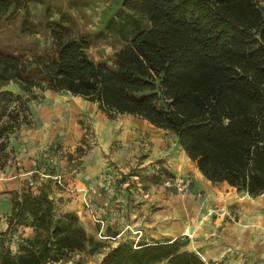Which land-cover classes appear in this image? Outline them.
I'll list each match as a JSON object with an SVG mask.
<instances>
[{
  "label": "trees",
  "instance_id": "16d2710c",
  "mask_svg": "<svg viewBox=\"0 0 264 264\" xmlns=\"http://www.w3.org/2000/svg\"><path fill=\"white\" fill-rule=\"evenodd\" d=\"M31 1L0 0V20L21 10L29 16ZM136 17L150 25L115 52L114 65L94 60L90 39L68 37L57 21L56 42L45 53L6 51L0 40V137L19 124L13 110L4 120L18 97L12 82L25 92L67 91L97 102L110 118L132 114L173 132L212 182L263 194L264 0H123L106 29L122 32ZM6 146L2 140L0 148ZM36 173L35 184L12 191V219L34 234L17 246L0 243V264H48L89 244L99 251L104 241L78 213H58ZM10 227L0 229V239ZM190 242L123 241L103 264H208Z\"/></svg>",
  "mask_w": 264,
  "mask_h": 264
},
{
  "label": "rangeland",
  "instance_id": "374dc122",
  "mask_svg": "<svg viewBox=\"0 0 264 264\" xmlns=\"http://www.w3.org/2000/svg\"><path fill=\"white\" fill-rule=\"evenodd\" d=\"M122 1L32 0L29 16L21 10L0 20L2 46L27 57L45 53L54 47L52 30L59 22L68 37L90 39L94 60L114 65L115 52L131 41L135 31L150 25L147 19L136 17L122 32L108 31L107 23ZM9 87L18 97L10 102L4 120L13 110L19 113V124L0 137V142L7 143L0 148V181L35 166L62 174L64 184L54 177L41 179L56 211L78 213L88 232L104 241L99 251L93 252L89 244L48 264H103L106 254L123 241L176 235L171 225L181 211L178 206L183 197L192 194L202 205L207 201L206 177L195 161L180 168L183 163L176 156L183 147L173 132L132 114L110 118L97 102L71 92L41 88L25 92L14 82ZM173 156L178 161L175 166ZM17 178L18 183L0 184V229L11 225L0 243L5 240L13 246L34 234L30 226L12 219V191L30 185L28 177ZM238 207L231 204L227 218L237 222L242 215L247 220L249 213L241 208L240 214ZM194 213L192 209L191 217ZM258 213L264 214V206ZM247 252L232 256L228 264H238L240 255L246 258L243 264H264Z\"/></svg>",
  "mask_w": 264,
  "mask_h": 264
},
{
  "label": "crops",
  "instance_id": "0c3cea01",
  "mask_svg": "<svg viewBox=\"0 0 264 264\" xmlns=\"http://www.w3.org/2000/svg\"><path fill=\"white\" fill-rule=\"evenodd\" d=\"M186 153L183 148V151L176 156L177 160H180L179 158L184 155L185 159L188 160L186 166L194 165L193 160L188 153L185 155ZM177 160L175 157L173 158V165L178 162ZM34 173L39 174L42 179L46 174H51L45 169L35 166L19 175L30 178ZM200 173L203 174L201 171ZM19 175L6 177L5 180L3 179L4 181H0V184H5V181L8 180H15L18 183L17 177ZM205 180L207 201L202 205L192 194L183 197L178 206L181 207V211L178 212L176 221H173L174 223L171 225L173 233L176 235H171L172 237L169 236L168 238L188 235L191 238L189 248L198 251L208 264H228L232 256L236 258L238 254L247 251L254 254L256 261L263 262L264 230L262 228H264V214L258 213V208L264 206V193L252 196L243 191V195L241 194L242 191H238L236 187L228 183H214L206 178ZM231 204H239L240 208L238 207L237 211L239 210L240 214L241 211H245L246 214L249 213L248 222L247 220L244 221L245 218L242 215L240 221L237 222L227 218L226 212H229ZM192 209H195V213L191 217ZM201 215L202 217L204 215L205 218L201 219ZM239 259L238 264H243L246 261L242 255Z\"/></svg>",
  "mask_w": 264,
  "mask_h": 264
},
{
  "label": "built area",
  "instance_id": "2783aa9c",
  "mask_svg": "<svg viewBox=\"0 0 264 264\" xmlns=\"http://www.w3.org/2000/svg\"><path fill=\"white\" fill-rule=\"evenodd\" d=\"M45 176H52V177L56 178L61 184H64V180H63L64 177L62 174H46ZM35 182L36 181L30 177V184H35Z\"/></svg>",
  "mask_w": 264,
  "mask_h": 264
},
{
  "label": "bare ground",
  "instance_id": "6f19581e",
  "mask_svg": "<svg viewBox=\"0 0 264 264\" xmlns=\"http://www.w3.org/2000/svg\"><path fill=\"white\" fill-rule=\"evenodd\" d=\"M73 109V108H72ZM72 113V112H71ZM102 124V123H101ZM155 126V125H154ZM158 128V127H157ZM185 153H186V151H185ZM185 155H187V153L185 154ZM188 158H189V156H187ZM179 158V157H178ZM180 161L183 163L181 166H180V168L181 169H183L184 167H186V164L188 163V160L187 159H185V157H184V155L183 156H181L180 158ZM190 159V158H189ZM191 162V161H190ZM194 162V161H193ZM192 164V163H191ZM175 166V165H174ZM189 167H190V165H189ZM176 168H177V166H176ZM200 172V171H199ZM204 175V174H203ZM184 216V215H183ZM183 218V217H182ZM179 222V221H178ZM171 224V223H170ZM177 228V227H176ZM183 229V228H182ZM185 229V228H184ZM176 230V229H175ZM182 231V230H181Z\"/></svg>",
  "mask_w": 264,
  "mask_h": 264
}]
</instances>
